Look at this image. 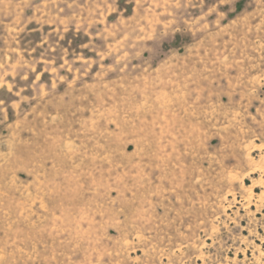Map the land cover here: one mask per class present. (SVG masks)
<instances>
[{
	"label": "rangeland",
	"instance_id": "1",
	"mask_svg": "<svg viewBox=\"0 0 264 264\" xmlns=\"http://www.w3.org/2000/svg\"><path fill=\"white\" fill-rule=\"evenodd\" d=\"M0 264H264V0H0Z\"/></svg>",
	"mask_w": 264,
	"mask_h": 264
}]
</instances>
